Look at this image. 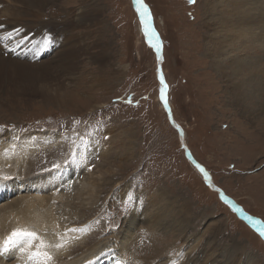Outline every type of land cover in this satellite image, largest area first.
I'll return each mask as SVG.
<instances>
[{"label": "rangeland", "instance_id": "1", "mask_svg": "<svg viewBox=\"0 0 264 264\" xmlns=\"http://www.w3.org/2000/svg\"><path fill=\"white\" fill-rule=\"evenodd\" d=\"M44 1L39 11L46 17L40 21L54 25L50 30L56 27L55 40L71 36L76 42H86L85 51L76 62V75H71L74 80L59 81L66 97L63 93H54L56 98L50 100L34 96L15 107L5 106L0 97V145L13 139L18 145L20 138L40 133L62 139L28 148L22 170L26 171L18 173V179L10 174L1 179L23 182L28 177L33 182L45 174L61 182L60 173L70 181L63 191L75 192L80 178L92 172L88 182L93 189L82 195L88 196L86 202L76 200L69 206L76 209L72 215L86 219L79 226L94 235L95 231L98 237L108 232L119 235L136 209L139 225L156 210L160 221L140 225L135 240L158 239L153 249L164 264H186L191 258L193 264L204 258L206 264H264V240L208 188L169 123L160 102L158 56L147 41L133 0ZM209 1L210 6L207 0L144 3L162 42L168 99L186 145L218 189L246 213L264 221V6L257 21L238 27V16L245 11L243 0H226L228 6L223 0ZM18 5V0H2L0 19L9 12L24 15L25 6ZM85 7L98 9L97 16L86 27L76 24L73 30L72 22ZM32 10L30 16L38 11ZM35 22L25 16L20 27ZM64 23L68 27L63 30ZM225 23L227 32L233 34L228 39L218 28ZM242 32L254 35L248 33L245 39ZM214 34L218 35L215 42ZM210 42L229 44L231 52L221 48L214 52L215 58ZM103 55L101 60L93 58ZM87 142H93L94 154L84 153ZM12 149L8 168L16 165ZM63 169L76 170L77 177ZM77 206L88 207L80 211ZM91 207L97 211L89 214Z\"/></svg>", "mask_w": 264, "mask_h": 264}, {"label": "bare ground", "instance_id": "2", "mask_svg": "<svg viewBox=\"0 0 264 264\" xmlns=\"http://www.w3.org/2000/svg\"><path fill=\"white\" fill-rule=\"evenodd\" d=\"M1 1L2 0H0V2ZM207 1L208 6H210V1ZM216 1L217 0H214V2ZM18 2L21 6L20 7L18 5V7L22 8L23 5L25 6V9L22 8L24 15L19 13H17V15H12L11 12L8 11L9 14L7 13L8 15H2V18L0 19V35H5L9 32L13 33V37L7 42V45L0 43V50L3 52L0 53V97L1 99L4 98V105L6 104L5 106L8 107H15L20 104L19 102H21V100L25 101L28 98H33L34 96L45 97L50 100L51 98H56L53 95L54 93L57 95L60 93L62 94L64 92L62 91L64 88L59 81L64 78L69 80L72 74L76 75L75 72L78 70L76 62L80 59L82 51H85L84 44L86 43L82 41H80V43L79 41L76 42V40L72 39L71 36L67 38L65 35H63L59 40H55L53 32H58L56 27H53L55 29L51 28L50 30L49 27L54 25L44 23V20L43 22L40 21V19H45L46 17L41 15V12L39 11L44 8V0H18ZM222 2L228 6V4H226V0H223ZM242 4L245 6V11L239 14L238 18L240 21L237 23V26L257 21L258 13L263 10L260 6H264V0H258V3L257 0H249L247 2L243 0ZM32 6L38 9V11H34L35 14L30 16L29 12L33 11ZM3 8L4 7H1V10H4ZM97 11L98 9L94 7H85L76 18L77 22L75 20L72 22L71 27L73 30L76 27V24L86 27V24L94 20V17L97 16ZM25 16L31 18L32 21L37 20L38 22L29 25L27 28H21L20 22H22ZM244 19L246 21H244ZM216 21H218V19ZM65 27L67 28L68 26L64 23L62 27L63 30ZM218 28L224 39H228L230 35H233L232 32H227L228 23H225ZM18 29L20 31L17 35L16 30ZM143 31L145 33L144 24ZM64 32L65 31H63V33ZM248 33L249 35H254L250 32H242L241 34L244 36L243 38L247 39ZM99 36L101 37V35ZM217 36V34L212 36V40L214 42ZM21 40L23 42L17 46V41ZM229 46V44H227V46H223L221 44L211 43L210 51L213 52V57L218 58L217 55H214V52H217L221 48L224 52H231V48ZM86 50H88V48ZM45 57V62L39 61L42 58L45 59ZM103 57L104 55L95 56L93 58L96 60L99 58L101 60ZM236 66L237 71L241 72L242 69L240 64ZM57 73L59 75H56ZM51 77L57 78L58 82H54V79ZM77 80H79V78ZM54 84L56 86L55 88H53ZM65 95L66 93H63V97H66ZM61 140L62 139L55 134L40 133L33 138H27L24 140L20 138L18 145L14 142V139L11 143L9 142L0 145V176L10 174L13 177L16 176L15 178L18 179V173L23 174L26 171L22 170L25 168L24 162L28 148H32L33 150L39 146L59 143ZM90 143L93 144V142H87L84 151V153L89 155L95 153V148H93V145ZM12 148H14L12 158L15 160L16 165L14 164V168H8L11 159H8L7 156L13 150ZM105 153L101 156L103 157ZM63 171L71 172L75 177H77L78 174L76 170L68 171L63 169ZM54 173L58 174V172ZM91 173L80 178L82 183H80L75 192H72L70 189H68V191H63L66 188L65 185L70 184V181L66 180L67 175H60V173L58 177L62 180L61 182L55 179H50L45 174H41L42 176L40 178L37 177L38 179L33 182L30 181L31 178L28 177H24L25 180H23V182H17L14 179L3 181L0 177V203L15 195H21V193L23 194L24 192L27 194L20 199H16L15 201H11L10 203L0 206V244L3 243L13 230L26 228L37 232L38 235L50 244L59 243L60 241L57 234L63 235L65 242L63 248L48 249V251H50L53 255V264H164L165 260L160 259L158 256L159 253H156L153 249L155 247V243L159 241L158 239L151 237L149 238L150 242H148L147 239L142 238H139L141 240L138 241L135 240L136 231H140L142 228L140 225L149 224L148 221H151V224L160 221L161 217H155L156 210L152 211L153 216H151V218L146 215L148 218H144V221L139 225L136 221V209L132 212L133 220L130 219V222L125 224L123 231L120 232L119 235L113 232H108L104 235L100 234L101 236L98 237L97 231H95L96 235H94L92 230L84 226H79L83 225L86 219L78 216V214L75 216L72 215V210H74V208L69 205L71 202L76 200L81 203L86 202L88 196L82 195L86 190L93 189L92 183L88 182L90 177L94 176ZM214 187H216L215 184ZM31 191L42 192V194L30 195ZM6 192L7 194H5ZM47 192L49 194H47ZM50 196H53L52 200L48 198ZM234 204L240 207L237 203L234 202ZM77 207H81L79 210L83 211V207L86 208L88 206ZM96 209L97 208L92 207L89 208V214L97 211ZM242 210L246 213L244 209ZM244 221L258 233V231L252 227L247 219ZM72 228H82L84 231H68ZM153 241L154 243L152 246ZM38 243L39 241L34 242L33 251L35 250V244ZM189 253L191 255V252ZM205 259L206 258H204L202 262L200 261V264H206L207 260L205 261ZM192 262L193 260L191 258L187 260L186 264H193ZM0 264H32V262L28 260L26 252L21 251L19 248H11L7 252L0 254Z\"/></svg>", "mask_w": 264, "mask_h": 264}, {"label": "snow or ice", "instance_id": "3", "mask_svg": "<svg viewBox=\"0 0 264 264\" xmlns=\"http://www.w3.org/2000/svg\"><path fill=\"white\" fill-rule=\"evenodd\" d=\"M134 5L136 6L137 12L141 16V22L144 24L145 35L148 37L149 43L151 46L155 47L157 51L160 50V42L158 35L155 30L151 27V15L148 6L144 3V0H133ZM190 3H194L195 0H189ZM19 29L16 30V34H19ZM13 33L9 32L5 35H0V43L7 45V42L11 40ZM155 41V43H153ZM23 41H17V46ZM161 82V99L165 101L167 106V99L165 96V91L167 85L164 82L163 75L160 77ZM130 102V101H129ZM199 167V165H198ZM203 171V168H201ZM207 175V173H205ZM226 199V198H225ZM229 203H231L229 201ZM234 207V206H233ZM241 211L240 209H236ZM241 215L244 213L241 211ZM246 219L255 228L261 237H264V221L254 219L252 216H246ZM68 231L71 232H81L84 231L82 228H72ZM59 238V243L50 244L46 242L37 232L29 230L26 228L13 230L12 233L0 244V254L7 252L11 248H19L21 251L26 252L28 255V260L32 264H53V255L48 249L55 248L61 249L64 247V237L63 235L57 234ZM39 241L38 244H35V250L33 251L34 242Z\"/></svg>", "mask_w": 264, "mask_h": 264}, {"label": "water", "instance_id": "4", "mask_svg": "<svg viewBox=\"0 0 264 264\" xmlns=\"http://www.w3.org/2000/svg\"><path fill=\"white\" fill-rule=\"evenodd\" d=\"M135 8H136V6H135ZM137 13L139 14V12H137ZM151 27H152V29H154L153 28V24H152V20H151ZM158 38H159V36H158ZM147 41L149 42L148 37H147ZM159 42H160V50H159V52L157 51V49L155 47H153V46L152 47L154 48V50H155V52H156V54L158 56V64H157V68H158V81L160 82V77H161V75H163L164 82L167 85L166 91H165V96H166V99H167V106L165 105V101L161 99V96H160V102H161V104L163 106V109L165 110V112L167 114L169 123L172 126V128L177 132V134L179 136L180 144H181V146H182V148L184 150V153H185L187 159L192 164V166L196 169V171L199 173V175H201L203 177V179L206 181V183L208 185V188L212 192L217 193L218 196H219V198L224 203L228 204L232 208V210L237 214L238 217L246 220V216H251V215H249L248 213H245L240 207H238V206H236V204H234V202H233L232 199H230L229 197H227L220 189H218L217 187H214V182L212 180L211 175L207 172V170L205 169V167L194 158L193 154L191 153L190 149L188 148V146L186 145V143L184 141V139H185L184 130L182 129V127L180 125H178V123H176V121H175V119L173 117V114H172V109L170 107V103H169V99H168L169 87H168V84L166 82L164 73L162 71V63H163L164 57H163V46H162V42H161L160 38H159ZM153 43H155V41H153ZM160 84H161V82H160ZM198 165H199V167H198ZM201 168H203V171H201ZM205 173H207V175H205ZM229 201L231 203H229ZM236 209H240L244 213V215H241V211H237ZM254 219H256V218H254ZM261 238L264 240V237H261Z\"/></svg>", "mask_w": 264, "mask_h": 264}]
</instances>
